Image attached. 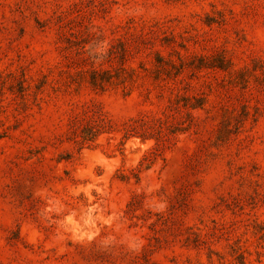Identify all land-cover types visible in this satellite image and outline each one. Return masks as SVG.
<instances>
[{"label":"rangeland","instance_id":"1","mask_svg":"<svg viewBox=\"0 0 264 264\" xmlns=\"http://www.w3.org/2000/svg\"><path fill=\"white\" fill-rule=\"evenodd\" d=\"M0 264H264V0H0Z\"/></svg>","mask_w":264,"mask_h":264}]
</instances>
